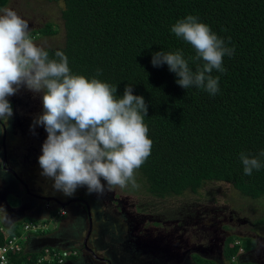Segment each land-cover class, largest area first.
I'll return each mask as SVG.
<instances>
[{
	"label": "trees",
	"instance_id": "trees-1",
	"mask_svg": "<svg viewBox=\"0 0 264 264\" xmlns=\"http://www.w3.org/2000/svg\"><path fill=\"white\" fill-rule=\"evenodd\" d=\"M47 1L63 3L61 25L48 22L30 35L61 33L58 46L44 48L49 57L63 52L73 74L115 86L118 98L126 85H131L133 95L144 98L151 154L135 170L137 186L128 184L126 189L140 194L148 214L168 211L164 202L170 198L200 196L209 183L228 184L248 201L264 197V0ZM8 2L0 0V9ZM188 15L198 17L226 47L234 49L223 58L225 71L211 73L219 77L215 95L195 86L183 89L166 64L154 67L151 63L157 52L181 50L190 70L203 66L202 59H192L195 49L171 32ZM242 152L261 161L262 167L250 176L243 172ZM212 200L217 201L208 199ZM190 205L184 202V207ZM32 223L35 220L28 217L18 220L9 232V226L0 221V246L20 233L26 243L29 232L24 233L23 227ZM234 240L238 239L230 238L224 245L228 262L240 250L255 246L246 238L230 247ZM41 254L14 257L23 264Z\"/></svg>",
	"mask_w": 264,
	"mask_h": 264
},
{
	"label": "clouds",
	"instance_id": "clouds-1",
	"mask_svg": "<svg viewBox=\"0 0 264 264\" xmlns=\"http://www.w3.org/2000/svg\"><path fill=\"white\" fill-rule=\"evenodd\" d=\"M171 32L195 49L192 59L205 63L193 72L182 51L177 50L155 53L152 65L166 64L183 89L195 86L215 95L219 91V77L211 73L214 69L225 71L223 58L230 57L234 49L226 47L207 24L193 15L178 20ZM21 86L42 94L43 114L35 123L44 127L47 139L38 164L42 175L53 180L54 189L71 197L79 187H87L90 194H102L105 184L101 180L109 187L137 186L135 170L145 163L152 147L144 122V98L133 95L131 85H126L122 98H118L115 86L73 74L63 52L57 51L55 58H50L34 42L28 22L14 10L4 8L0 9V119L12 116L7 98ZM239 158L245 175L250 176L262 167L258 158L243 152ZM0 221L11 232L15 222L2 206ZM77 244L60 250L75 252L76 255L70 254L75 257L79 253ZM46 247L56 249L43 248Z\"/></svg>",
	"mask_w": 264,
	"mask_h": 264
},
{
	"label": "flooded vegetation",
	"instance_id": "flooded-vegetation-1",
	"mask_svg": "<svg viewBox=\"0 0 264 264\" xmlns=\"http://www.w3.org/2000/svg\"><path fill=\"white\" fill-rule=\"evenodd\" d=\"M7 99L12 106L13 114L7 120L0 119V188L5 186L7 189L6 192H0V206L14 222L24 220L27 217L33 220H45L54 214L58 218H63L61 229L48 238L35 239L32 244L33 249L38 250L43 246L68 249L70 245L78 242L77 247L80 246L87 264H107L109 258L112 259V264H179V262L172 263L173 253L184 254L185 248L188 253L184 264H200L194 262L193 253L204 258L201 254L212 252L216 246L221 249L219 253H222L226 241L230 238L238 239L229 243L230 247L241 243L239 239L248 238L254 241L255 246L248 251L241 250L242 252H239L244 257L245 263L243 264H248V262L264 264V250L258 243L260 240L261 243H264V237L259 234L255 237L227 234V227L230 229L229 225L221 224L224 221V223L227 222L226 217L219 218L214 210V215L211 214L210 216L208 211L202 212L203 217L199 213L191 221V218H187V222L197 223L199 219H203L208 221L210 225H216L217 221V227H221L223 237L219 241H215L210 237L211 233H208V239L213 244L204 245L197 242L195 245L191 241V235L188 234L187 237H184V231L187 230L181 224L184 222L186 224L185 220L179 222L178 219H169V215L166 214L169 213L168 211L160 214L154 212L158 214L156 216L160 217L154 220L150 217L151 215L154 216L153 214H145L144 216L149 218L153 229H155L145 230L146 221L144 217H139V211L143 209L142 203H125L123 197L114 191H106L107 193L100 195L90 194L87 187H79L76 190L77 197L66 196L67 198L63 200L57 198L58 193L62 192L54 188L47 190V194L37 193V195L33 193L30 184L31 181H34V176L31 175L29 166H39L38 152L36 153L35 150L41 147L47 139V132L44 127L35 123L37 118L43 114L42 96L39 98L36 93L26 91L25 87L21 86L15 95L9 96ZM23 138L24 141H22ZM20 143H27V153L18 154L19 147L23 145ZM53 183L52 180V185ZM11 194L16 197L15 201L18 202V205L13 203V206L8 201L7 198ZM34 200H38L39 203H35ZM68 201L71 203L62 208L60 203ZM73 203L75 205L68 213V207ZM132 206L135 208L134 216L125 217L123 211ZM230 217V221H233V216ZM36 222L35 224H37ZM201 227L203 232L207 230L204 226ZM89 231L87 246L93 250L99 259L95 255L89 254L90 252H87L82 245L87 235L86 232ZM196 231V228H193L191 232L195 235L198 233ZM38 235L42 234L38 233ZM153 235H157V237L161 235L158 237L161 240L152 242L150 252L152 257H145V255H141L142 251L137 249L136 243L148 241L149 237Z\"/></svg>",
	"mask_w": 264,
	"mask_h": 264
},
{
	"label": "rangeland",
	"instance_id": "rangeland-1",
	"mask_svg": "<svg viewBox=\"0 0 264 264\" xmlns=\"http://www.w3.org/2000/svg\"><path fill=\"white\" fill-rule=\"evenodd\" d=\"M64 5L62 2H48L47 0H9L8 4L4 8H10L14 10L22 19L26 20L29 25V30L32 31L34 29H40L43 28V26L46 23H50L54 26H60L61 25V20H60V12L63 9ZM3 8V9H4ZM34 42L36 43L37 46L42 47V48H50V47H56L58 46L62 39L61 33H58V35H53L49 37H44V36H35L33 37ZM62 39V40H61ZM26 91H29L33 93L32 91L28 90L25 87ZM35 93V92H34ZM36 96L40 98L42 96L41 93H36ZM42 112H43V105H42ZM24 141V138L22 139ZM23 144L19 147V150L17 151L18 154L22 155L24 153H27L26 148L27 143H20ZM39 150V151H38ZM35 152L38 154V157L42 155V146L36 148ZM29 171L31 175L34 176V181H31L30 188L32 189L33 193L37 194H47V190L50 188H53L52 185V180L44 175H42V169L40 166H34L31 165L29 166ZM101 183L105 184V190L102 194L107 193L109 191H114L117 194H120L124 199L125 203H134V204H139V193L135 192H128L127 189H122L118 186H113L109 187L106 185V182L101 180ZM127 188V187H124ZM7 189L4 186L3 188H0V192H6ZM107 191V192H106ZM60 194V196H59ZM77 191H75L74 195L72 197H77ZM200 196H190L188 198H170L164 203L168 206L169 208V213H168V218L175 220L178 219L179 222L181 221H186L181 225L184 226V229L186 228L187 231H184V237H187L191 235V241L192 243H195L197 245V242H200L204 245L208 244H213L209 239H208V233H211L210 237L215 240L219 241L220 238L223 237L222 235V230L221 227H217L218 223L216 221V225H210V223L206 220H201L197 221V223L190 222L192 218H195L197 214H201L200 216H204L203 213H206L208 211V214L211 216L216 215L219 216V218H225L227 219L226 223H221L224 225H229V228L227 227V231L229 235H246L248 237H255L256 235H261L264 237V197L258 199V200H247L245 197L241 196V194L237 193L234 191V189L224 183H209L207 186H205L202 190H200ZM210 194V197L208 195ZM38 195V194H37ZM100 195V194H99ZM1 196V195H0ZM14 195H9L8 196V201L10 203H18L15 201ZM57 198H60V200H63L64 198H67L63 193H58ZM213 198L217 200L216 202H209L208 199ZM7 201V202H8ZM35 203H39L38 200H34ZM184 202H188L192 205H190V209L184 207ZM183 204V205H182ZM74 203L68 207V213H70L71 209L74 207ZM14 206V205H13ZM157 206V205H156ZM154 208V207H151ZM164 209H166L164 207ZM192 209V210H191ZM202 209V210H201ZM213 210L215 211L213 213ZM134 211L135 208L132 206L131 208H125L123 211L124 216L128 217L129 215L134 216ZM49 214V213H48ZM139 217H144L146 221V226L144 224L145 230H148L149 228H152V225L150 223L149 218L144 216L145 214H148V211L145 209H141L139 211ZM150 214H153L154 216H150L152 220L155 218H160L154 213V210L150 212ZM55 215V214H54ZM51 215L45 220H35L37 221V225L43 226V235H49V234H54L58 232L61 227H62V222L63 218H58V216ZM133 216H131L133 218ZM207 216V215H206ZM230 216H233V221H230ZM191 218L189 223L187 222L188 219ZM143 219V218H142ZM218 219V217H216ZM149 221V222H148ZM201 226H204L205 232H203V228ZM191 228V229H189ZM196 228V232L192 234V229ZM155 230V229H153ZM88 231V230H87ZM202 231V232H201ZM206 233V235H205ZM87 234V232H86ZM226 234V235H227ZM30 235H38V232L36 231H31ZM151 235V234H150ZM158 235V234H157ZM153 235L149 237L148 243L152 245V242H158L161 240L159 235ZM138 241V240H137ZM262 241H258L260 247L262 250H264V243H261ZM138 243V242H137ZM223 244V243H222ZM223 246V245H222ZM221 248V247H220ZM57 249V248H56ZM60 250V248L58 249ZM221 249H219L218 246L215 247V249L212 250L210 253H202L201 255L204 258H201V256H198L196 253L192 254V258L194 262L200 263V264H205L204 262H207L205 257L213 256L217 257L219 255ZM78 252L81 253V248L79 246ZM169 252V251H168ZM188 251L184 248V254H178V253H173V262H179V264H184L185 263V258L187 257ZM223 253V252H222ZM240 254V253H238ZM238 254L236 257H233L230 261V264H243L245 261L244 258H238ZM225 255V253H224ZM245 255V254H244ZM179 256L178 258H175ZM185 256V257H184ZM175 258V259H174ZM217 261L219 260V257H217ZM252 264V263H248Z\"/></svg>",
	"mask_w": 264,
	"mask_h": 264
},
{
	"label": "built area",
	"instance_id": "built-area-1",
	"mask_svg": "<svg viewBox=\"0 0 264 264\" xmlns=\"http://www.w3.org/2000/svg\"><path fill=\"white\" fill-rule=\"evenodd\" d=\"M42 230L43 226L39 227L35 223L23 227V232H29V235L31 231L43 234ZM22 235L23 234L20 233V235L15 234L13 237H8L6 243L0 246V264H17V260L14 257L15 254L18 256L20 254L26 255L32 253V251H29L27 243H22ZM55 251V249L48 247L42 248L39 253L41 254V252H44V255L41 254L35 261H26L23 264H65L70 254L76 255L75 252L69 253L67 250H62L59 253ZM240 252L242 251L240 250Z\"/></svg>",
	"mask_w": 264,
	"mask_h": 264
},
{
	"label": "crops",
	"instance_id": "crops-1",
	"mask_svg": "<svg viewBox=\"0 0 264 264\" xmlns=\"http://www.w3.org/2000/svg\"><path fill=\"white\" fill-rule=\"evenodd\" d=\"M50 235L51 234L46 235V236L43 235V234L42 235H34V236L31 235V236H29V238L27 239V242H26L27 245H28L29 251L39 252L44 246L42 248L38 249V250L33 249L32 248V244H33L34 240L35 239H43V237H45V238L47 237L48 238ZM72 245H76V244H72ZM72 245H70V246H72ZM100 254H102V253H100ZM217 257H219V260L221 258V260L217 261V259H218ZM217 257L209 256V257H205V259L207 261H210V262L214 263V264H230V262H228V260L225 258L224 253H219V255H217ZM238 258H244V257L242 255H239ZM243 263H245V262H243ZM65 264H87V260H86V258H85L83 253H78L77 256L68 259ZM111 264H112V262H111Z\"/></svg>",
	"mask_w": 264,
	"mask_h": 264
},
{
	"label": "water",
	"instance_id": "water-1",
	"mask_svg": "<svg viewBox=\"0 0 264 264\" xmlns=\"http://www.w3.org/2000/svg\"><path fill=\"white\" fill-rule=\"evenodd\" d=\"M45 200H48V199L45 198ZM70 203H71V201H68L66 203H60V205L62 208H65ZM89 235H90V231L87 233L86 237L84 238L82 245H83V247H85L87 252H90L89 254L95 255L96 258H98V256L93 252V250L87 246V239L89 238ZM74 246L75 245H72L71 248ZM136 247L138 250L142 251L141 255H145V257H152V253H150L151 252V244H149L148 241L138 242V243H136ZM111 262H112V259L109 258L107 260V264H111Z\"/></svg>",
	"mask_w": 264,
	"mask_h": 264
}]
</instances>
